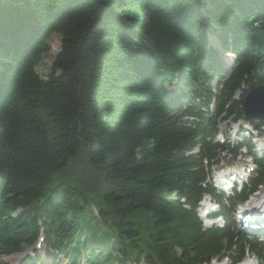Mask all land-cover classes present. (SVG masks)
<instances>
[{"label": "trees", "instance_id": "16d2710c", "mask_svg": "<svg viewBox=\"0 0 264 264\" xmlns=\"http://www.w3.org/2000/svg\"><path fill=\"white\" fill-rule=\"evenodd\" d=\"M217 31L251 51L233 88L260 63L264 0H0V213L52 198L58 230L92 233L90 250L111 262L108 236L84 215L95 194L124 250L144 246L160 264L220 251L224 235L201 245L173 202L172 191L197 188L204 171L182 152L190 133L177 129L168 109L180 99L164 89L178 72L187 84L205 53L215 57L206 37ZM54 35L61 48L41 75ZM66 170L68 181L51 182ZM36 209L7 216L17 226L9 244L24 240Z\"/></svg>", "mask_w": 264, "mask_h": 264}, {"label": "rangeland", "instance_id": "374dc122", "mask_svg": "<svg viewBox=\"0 0 264 264\" xmlns=\"http://www.w3.org/2000/svg\"><path fill=\"white\" fill-rule=\"evenodd\" d=\"M50 48L51 49H50V52H49V56H47L45 58L43 63L38 68V70L40 71L41 75H44L47 72L52 59L60 51V48H61V38H60V36L54 35L52 37V40L50 41ZM224 126L225 125L222 123L220 125V129H223ZM26 255L27 254H23V253L22 254H15L14 256L12 255L13 257L12 256L11 257L8 256V258L6 260L9 262V264H14V263H16V262H18L20 260H24ZM2 258L5 259L4 256H2Z\"/></svg>", "mask_w": 264, "mask_h": 264}]
</instances>
